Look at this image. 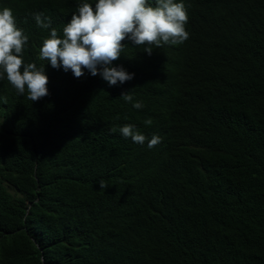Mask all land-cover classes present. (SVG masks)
<instances>
[{"label": "trees", "instance_id": "trees-1", "mask_svg": "<svg viewBox=\"0 0 264 264\" xmlns=\"http://www.w3.org/2000/svg\"><path fill=\"white\" fill-rule=\"evenodd\" d=\"M80 2L0 0L48 77L34 102L0 79V264H264V0H176L189 38L125 39L115 86L39 58L34 14L62 36Z\"/></svg>", "mask_w": 264, "mask_h": 264}, {"label": "clouds", "instance_id": "clouds-1", "mask_svg": "<svg viewBox=\"0 0 264 264\" xmlns=\"http://www.w3.org/2000/svg\"><path fill=\"white\" fill-rule=\"evenodd\" d=\"M34 20L37 27L50 29L39 50L40 60L54 69L71 70L76 78L83 76L86 69L92 76L99 75L109 86L133 78V74L122 67L111 66L124 51L122 41L125 39L136 47L142 46L150 55L153 48L181 44L189 38L185 29L187 10L183 2L176 0H155V5L148 0H95L94 6L88 0H81L62 28V36L42 12L35 13ZM28 39L17 26L12 9H0V79L6 78L19 95L27 91V98L34 102L48 95V77L44 64L38 67L25 62ZM121 98L132 103V92L122 93ZM132 106L143 108L139 101ZM145 124L150 125L151 120H146ZM119 131L137 144L142 145L147 140L148 148L161 142L158 135L153 134L148 139L131 124L122 126ZM99 186L107 187L102 180Z\"/></svg>", "mask_w": 264, "mask_h": 264}]
</instances>
